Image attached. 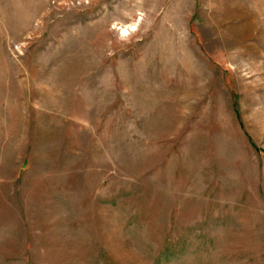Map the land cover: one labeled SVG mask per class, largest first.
Instances as JSON below:
<instances>
[{
	"label": "rangeland",
	"instance_id": "rangeland-1",
	"mask_svg": "<svg viewBox=\"0 0 264 264\" xmlns=\"http://www.w3.org/2000/svg\"><path fill=\"white\" fill-rule=\"evenodd\" d=\"M0 264H264V0H0Z\"/></svg>",
	"mask_w": 264,
	"mask_h": 264
}]
</instances>
